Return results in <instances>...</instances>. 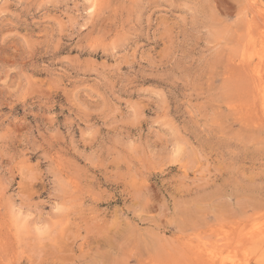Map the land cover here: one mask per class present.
<instances>
[{
	"label": "rangeland",
	"instance_id": "1",
	"mask_svg": "<svg viewBox=\"0 0 264 264\" xmlns=\"http://www.w3.org/2000/svg\"><path fill=\"white\" fill-rule=\"evenodd\" d=\"M263 21L0 0V264H264Z\"/></svg>",
	"mask_w": 264,
	"mask_h": 264
},
{
	"label": "bare ground",
	"instance_id": "2",
	"mask_svg": "<svg viewBox=\"0 0 264 264\" xmlns=\"http://www.w3.org/2000/svg\"><path fill=\"white\" fill-rule=\"evenodd\" d=\"M264 22V21H263ZM263 76V75H262Z\"/></svg>",
	"mask_w": 264,
	"mask_h": 264
}]
</instances>
